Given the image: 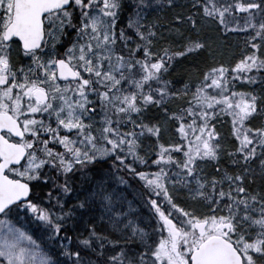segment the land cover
Returning a JSON list of instances; mask_svg holds the SVG:
<instances>
[{
	"label": "snow or ice",
	"instance_id": "snow-or-ice-1",
	"mask_svg": "<svg viewBox=\"0 0 264 264\" xmlns=\"http://www.w3.org/2000/svg\"><path fill=\"white\" fill-rule=\"evenodd\" d=\"M154 7L136 0L118 23L125 0H0V264H264V120L251 124L264 115V92L255 88L264 86V0H194L192 12L174 15L195 32L198 12L224 33L247 34L238 58L175 91L163 78L173 60L206 44L166 40L159 20L149 19ZM172 32L180 34L174 25ZM173 99L181 104L169 111ZM149 105L175 123L180 143L160 142L162 123L141 116ZM218 117L228 118L237 142L227 167ZM145 133L156 139L154 159L141 155ZM106 157L110 170L142 182L146 221L133 217L131 203L113 211L117 194L104 179L66 204L80 191L76 173L86 178L87 167ZM205 159L219 175L198 168ZM42 185H50V207L36 200ZM181 186L186 197L176 194ZM80 219L85 227L73 243L65 229ZM34 223L43 225L39 239L29 230Z\"/></svg>",
	"mask_w": 264,
	"mask_h": 264
},
{
	"label": "trees",
	"instance_id": "trees-1",
	"mask_svg": "<svg viewBox=\"0 0 264 264\" xmlns=\"http://www.w3.org/2000/svg\"><path fill=\"white\" fill-rule=\"evenodd\" d=\"M135 2H136V0H125V12L121 14V19L118 23L126 22L127 13L132 12L134 10ZM192 11H193V9L191 8V12ZM196 14L198 15V12ZM199 25L200 24L198 23L197 24V27L199 29L198 32L193 31L191 26L188 24H184L182 26L178 25V24L174 25L175 27L177 26L178 29L180 30V34H178V35H181V34L182 35H181V38L177 39L175 43L172 42L173 44H175V45L182 44L183 39L185 37H191L193 39L199 37V39H201L206 44V47L203 50H197L196 52H194L191 55L186 54L183 57H176L173 60L172 66L170 67L169 72L167 73V75L165 77H163L164 79L171 80L172 84L174 85L172 90L175 88H178L180 85L184 84L185 81H191L193 84H195V82L201 78L202 73L208 67H211L215 63H217L218 57H221L224 59L230 58V63H231L235 58H238V53L240 51H242V49H243V44L245 42V36L247 35L246 33L235 32V31L224 33L219 27L216 30L217 32H212L213 30H211V26L207 27L204 25V26L199 27ZM129 34H131V33H129ZM204 35H206L207 37H209V39H212L213 41H211L209 39L206 40ZM212 37H214V38H212ZM174 50H180V49L175 48ZM237 85L239 87H245V88L252 87V86L248 85L246 82H237ZM255 88L259 92H264V86L260 85L259 83H257L255 85ZM180 104H181V101L177 102L176 104H173L172 101H168L167 103H165L164 107H167L169 109V111H173ZM158 116L160 118L159 120L167 118L163 112V109L158 107V106L149 105V107L145 110V113H144L145 122H148V123H151L154 121L159 122ZM219 120H222V122L225 124L224 128L227 129L226 135L228 136V140H229V141L228 140L225 141V143L222 144L223 151L221 153V158H220L221 166L227 167V166H229V159H230L228 157L227 153L232 148L236 147L237 142H236L235 138L231 135L230 124L228 123V118L223 117V118H219ZM261 120H264V115L255 116L251 120L252 126L253 127L260 126ZM169 121H170V124L168 125L169 137L164 136V134H162L160 142L171 143V141H169L171 139V137H173V136L177 137L178 136V133L175 131V123L171 120H169ZM217 131H219V132L221 131L220 126H218V125H217ZM176 143H179V142H176ZM155 145H156V140H155L154 146ZM154 146L152 147V150H153ZM174 154H179V153L173 152V155ZM146 155H149V154H146ZM111 162L112 161L103 160V161L96 162L92 165H89L87 167L86 178H84V179L81 178L80 173H76V175L74 176L75 184L73 185V187L80 189V191H79L80 193L78 192V194H79L78 198L82 199L84 196L83 188L88 185V182L90 180V173H92L94 171H100V170H110L109 165L111 164ZM253 164L256 165L255 161H253ZM209 169L210 170L214 169L217 171L216 162H214V164H212L209 167ZM137 170H140V169L138 168ZM110 171L113 173V181L114 180L116 181L117 178H118V181H120L119 178L123 177V179L129 181L132 185H134L133 189L136 192L135 195H137L138 200L143 203L144 207L149 208L148 205L146 203H144V201L141 197L142 193L146 194V190H145L142 182L139 180V178L132 176L130 173L126 172L123 169L110 170ZM219 174L220 173L217 171V173L211 172L207 176L219 175ZM256 179H257V183L259 184L260 183L259 174L257 175ZM48 186H50V185H42L36 189V200L38 202L42 203L44 207H50L49 204L44 203L45 191H46ZM180 196L183 197L182 195H180ZM75 198H77V197H75V191H74L73 193H70L68 196L65 197L66 204L74 205L75 204ZM178 202H180V201H178ZM73 210H75V209H73ZM80 211H82V210H80ZM89 222L92 223V220H90ZM71 223H74L76 226L72 227L70 224V226L67 229H65V231L67 232L68 235L73 236V243H75L76 234L79 232H82L83 230L80 228L79 223L76 220L72 221ZM97 223L99 224L100 222H97ZM104 226H105V224H100L101 228H103ZM98 230H100V229H98Z\"/></svg>",
	"mask_w": 264,
	"mask_h": 264
},
{
	"label": "rangeland",
	"instance_id": "rangeland-1",
	"mask_svg": "<svg viewBox=\"0 0 264 264\" xmlns=\"http://www.w3.org/2000/svg\"><path fill=\"white\" fill-rule=\"evenodd\" d=\"M153 3H154V5H158V7H154L153 11L149 14V19L159 20L160 25H162L163 27L162 28L158 27L157 31L161 32V34H163L165 36L166 40H171L173 43H175L177 39L181 38V35H178L175 32H172L171 34H169V29L173 25L178 24V23H174L173 25L171 24L174 22L173 17L176 14L187 15V13L191 12L190 5L192 3H194V0H174L173 6H168L166 3V0H153ZM197 16H198V23L200 24L199 27L204 26V25L207 27L211 26V30H213L212 32H217L216 30H217L218 26L216 25V23L213 20L208 19V18H204L202 16V14H200V13H198ZM178 25H181V24H178ZM204 36H205L206 40L209 39V37H207L206 35H204ZM212 38H214V37H212ZM209 40L213 41L212 39H209ZM20 61L22 63H26V61L24 60L22 55L20 56ZM217 62L228 64V63H230V58L224 59V58L218 57ZM237 87H239V86L237 85ZM175 90H176V88L173 89V91H175ZM170 101H172L173 104H176L177 102H179V100H175V99L170 100ZM144 113H145V111L143 112V114ZM143 114H142V118H144ZM219 118H223V117H219ZM219 118H217V121H216L217 125L220 126L221 136H224V138L223 137L222 138L225 139V141H227L228 140V136L226 135L227 129L224 128L225 124L222 122V120H219ZM161 120H159V122H161L163 126H162L160 134H168V132H169L168 125L170 124V121H168L167 119H161ZM137 122L139 123L140 121L138 120ZM146 134L147 133H145L144 137L146 136ZM144 137L141 139L142 145H145V144H143ZM170 141L173 143H176V142L180 143L181 142L178 139V136L177 137H174V136L171 137ZM219 142L221 143V141H219ZM153 146H154V144H152V143L147 145V148H146V152H148L147 154L152 155V147ZM174 155H176L178 158L180 156V154H174ZM107 158H112V157H106V158H103L102 160L107 159ZM151 158L154 159L155 156L152 155ZM208 163H209L208 161H204L202 164H198V168L200 170H202L205 175H209L211 172L217 173L216 170H214V169L210 170L209 169ZM255 163H256V165H258V161H255ZM104 173H107V175L105 176ZM110 173L113 175V173L110 170H108V171L107 170H100V171H94V172L90 173V180L88 182V185L83 188V193H85V191H93L95 181L97 179H104L107 189L111 190V191H115V193L117 194V196L114 198L115 202H114L113 211H128L129 210V204L131 203V206H132L131 207V213H132L133 217L136 218L138 222L146 221L148 216H149V213L147 211H150V209L146 208L144 210L141 207V205L139 204V202H137L135 199H132L129 195H127L125 189H123L124 187L127 186V183H121L120 181H116L117 183L109 182L108 175ZM258 174L259 173L257 172V175ZM90 185H92L93 187H90ZM175 191H176V194L178 196H180V195H182L183 197L187 196V192H186V190L183 189L182 186L178 187ZM78 195L79 194L77 192H75V197H78ZM94 208H95V219L97 222H100V214H101L102 205L99 202H97V204L94 205ZM20 215L23 218V216H24L23 210H21ZM89 215H90V213L88 211L82 210V211L77 212V216H82L85 219H87L89 217ZM90 220H92V219H88V223H90L89 222ZM76 221L79 223L80 228L82 230H84V227H85L84 220L80 219V220H76ZM41 227H43V225L34 223L31 226V228L29 229L30 231H32V234L37 237V239L40 238ZM44 235L46 237L47 233H45ZM41 242L43 243V241H41Z\"/></svg>",
	"mask_w": 264,
	"mask_h": 264
},
{
	"label": "bare ground",
	"instance_id": "bare-ground-1",
	"mask_svg": "<svg viewBox=\"0 0 264 264\" xmlns=\"http://www.w3.org/2000/svg\"><path fill=\"white\" fill-rule=\"evenodd\" d=\"M174 23H175V21H174L172 24H174ZM176 25H177V24H176ZM166 119H167V118H166ZM168 121H169V120H168ZM161 129H162V127H161ZM155 140H156L155 137L152 135V137L149 138V143H152V142H154ZM143 153L146 154L145 152H143ZM208 162H209L208 165L211 166L212 164H214L215 161L209 160Z\"/></svg>",
	"mask_w": 264,
	"mask_h": 264
},
{
	"label": "water",
	"instance_id": "water-1",
	"mask_svg": "<svg viewBox=\"0 0 264 264\" xmlns=\"http://www.w3.org/2000/svg\"><path fill=\"white\" fill-rule=\"evenodd\" d=\"M18 39V38H17Z\"/></svg>",
	"mask_w": 264,
	"mask_h": 264
}]
</instances>
